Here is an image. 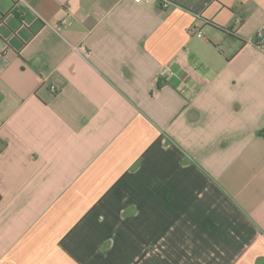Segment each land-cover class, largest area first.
Here are the masks:
<instances>
[{
  "label": "crops",
  "instance_id": "obj_1",
  "mask_svg": "<svg viewBox=\"0 0 264 264\" xmlns=\"http://www.w3.org/2000/svg\"><path fill=\"white\" fill-rule=\"evenodd\" d=\"M168 2L0 0V264H264V0Z\"/></svg>",
  "mask_w": 264,
  "mask_h": 264
},
{
  "label": "built area",
  "instance_id": "obj_2",
  "mask_svg": "<svg viewBox=\"0 0 264 264\" xmlns=\"http://www.w3.org/2000/svg\"><path fill=\"white\" fill-rule=\"evenodd\" d=\"M133 3L135 4H141L143 3L145 0H132ZM162 6L164 8H168L170 6V2H168V0H162ZM198 37H202L203 35L201 34V32H198L197 33ZM257 44L260 46V47H263L264 46V34L263 33H260L257 37ZM52 91H55V88L52 87Z\"/></svg>",
  "mask_w": 264,
  "mask_h": 264
}]
</instances>
